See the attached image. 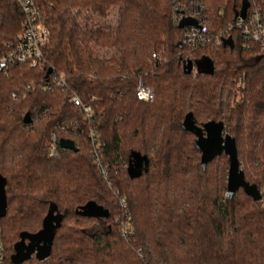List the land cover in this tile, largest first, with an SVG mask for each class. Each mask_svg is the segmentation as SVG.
I'll return each instance as SVG.
<instances>
[{"label": "trees", "instance_id": "trees-1", "mask_svg": "<svg viewBox=\"0 0 264 264\" xmlns=\"http://www.w3.org/2000/svg\"><path fill=\"white\" fill-rule=\"evenodd\" d=\"M248 1L264 18V0ZM34 3L49 30L42 48L46 65L11 63L0 74L6 263L264 264V47L233 30V46L210 45L187 55L170 0ZM203 3L213 30L232 21L241 6V0ZM22 22L16 2L0 0V56ZM201 59L206 66H197ZM187 60L193 61L189 72ZM49 68L66 77L67 88L26 89L47 80ZM139 81L154 91L151 102L137 99ZM73 93L93 109L111 188L96 167L89 125L70 102ZM27 113L29 124L23 121ZM187 113L198 126L223 122L244 178L261 200L242 188L226 195L225 154L202 168L195 135L181 126ZM53 133L73 146L58 145L52 156ZM113 189L127 201L133 225L128 241L118 231L121 207ZM50 206L60 220L49 256L15 262L16 244L42 229Z\"/></svg>", "mask_w": 264, "mask_h": 264}, {"label": "built area", "instance_id": "built-area-1", "mask_svg": "<svg viewBox=\"0 0 264 264\" xmlns=\"http://www.w3.org/2000/svg\"><path fill=\"white\" fill-rule=\"evenodd\" d=\"M14 1L23 13L22 29L12 41L6 44V50L0 56V74L3 73L11 63L26 65L33 69H43L46 65L42 48L48 40L49 30L42 21L34 0ZM170 4L171 18L177 27L184 18H193L197 21L196 24H185L181 28L178 27L182 30L180 44L184 51L187 52V55L210 45H222L224 40L230 38L229 35L233 30L239 31L243 40L258 43L261 47H264V18L258 7L248 8L243 17L237 15L232 21L226 23L219 30H213L208 20L203 16L205 8L203 0H170ZM152 58H158V55L153 53ZM67 86L66 77L51 68L47 80L37 83L32 82L26 86V89L32 90L38 88L41 91H47L51 90L53 87L67 88ZM136 96L137 99L142 102H151L154 98V91L144 85L142 81H139L136 85ZM12 97L16 99V93H12ZM70 102L80 108L83 118L88 122L87 134L92 146L91 153L94 162L103 180L111 188L106 165L103 162V154L101 153L102 143L100 141V135L97 128L92 124L94 115L93 109L91 105L84 103L76 93L70 96ZM59 140L60 138L57 134L53 133L51 135L49 152L52 156L57 154ZM112 191L115 196L119 195L117 190L113 189ZM118 202L121 207V214L118 215L115 220L120 236L128 241L133 234L130 212L124 197L118 196ZM0 264H7L6 249L3 242L1 227Z\"/></svg>", "mask_w": 264, "mask_h": 264}, {"label": "water", "instance_id": "water-1", "mask_svg": "<svg viewBox=\"0 0 264 264\" xmlns=\"http://www.w3.org/2000/svg\"><path fill=\"white\" fill-rule=\"evenodd\" d=\"M249 8L248 0H241V6L235 16H244ZM197 21L193 18H184L179 23L181 28L185 24H196ZM223 44L233 46L231 38L224 40ZM207 62L203 59L197 62L198 67L206 66ZM193 68V61L187 60L185 69L189 72ZM51 68L48 69V73ZM24 123H31V116L27 113L23 118ZM185 130L192 131L195 135L194 146L200 152V163L205 169L208 162H210L216 155L225 154L228 161L227 179H226V195L230 198L235 192L242 188L243 191L250 196L254 201H259L262 198L260 190L253 184L248 183L243 171L240 169V163L237 157V148L235 139L225 132L222 121L209 120L198 126L191 113H187L181 124ZM59 145L63 148H70L73 142L69 139H60ZM130 175L134 173L130 171ZM59 215H54L52 206L49 207L46 216L43 219L42 229L35 234H24L21 240L16 244L14 255L12 256L15 262H21L29 259L32 255L38 260L42 261L49 256L50 245L55 233L56 227L59 225Z\"/></svg>", "mask_w": 264, "mask_h": 264}, {"label": "rangeland", "instance_id": "rangeland-1", "mask_svg": "<svg viewBox=\"0 0 264 264\" xmlns=\"http://www.w3.org/2000/svg\"><path fill=\"white\" fill-rule=\"evenodd\" d=\"M2 191H3V182L2 179L0 178V197L2 195Z\"/></svg>", "mask_w": 264, "mask_h": 264}]
</instances>
